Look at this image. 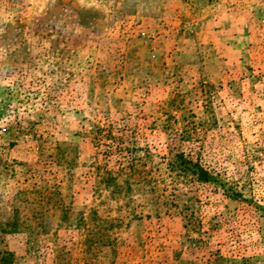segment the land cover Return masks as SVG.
<instances>
[{
  "label": "rangeland",
  "instance_id": "rangeland-1",
  "mask_svg": "<svg viewBox=\"0 0 264 264\" xmlns=\"http://www.w3.org/2000/svg\"><path fill=\"white\" fill-rule=\"evenodd\" d=\"M2 257L264 264V0H0Z\"/></svg>",
  "mask_w": 264,
  "mask_h": 264
},
{
  "label": "trees",
  "instance_id": "trees-1",
  "mask_svg": "<svg viewBox=\"0 0 264 264\" xmlns=\"http://www.w3.org/2000/svg\"><path fill=\"white\" fill-rule=\"evenodd\" d=\"M181 160V164L184 166L185 170H192V174L196 175L197 180L199 181H207L209 179V176L206 171H204L201 167H199L197 164H193L191 161H188L182 157V155L179 157ZM8 256V255H7ZM9 258L8 257H2L0 259V264H6L8 263Z\"/></svg>",
  "mask_w": 264,
  "mask_h": 264
}]
</instances>
